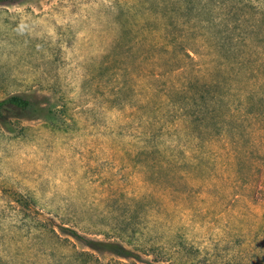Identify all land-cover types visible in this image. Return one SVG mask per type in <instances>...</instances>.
<instances>
[{"label": "rangeland", "instance_id": "374dc122", "mask_svg": "<svg viewBox=\"0 0 264 264\" xmlns=\"http://www.w3.org/2000/svg\"><path fill=\"white\" fill-rule=\"evenodd\" d=\"M161 1H0V100L43 106L0 121V264H264L260 193L223 195L264 172V24L242 21L211 46L200 0L189 13ZM187 16L197 60L176 71L161 32L180 33ZM197 80L230 87L235 111L253 117L228 124L238 148L197 105L193 127L175 117L178 86L207 96ZM143 140L156 149L144 154ZM121 229L138 247L114 237Z\"/></svg>", "mask_w": 264, "mask_h": 264}, {"label": "trees", "instance_id": "16d2710c", "mask_svg": "<svg viewBox=\"0 0 264 264\" xmlns=\"http://www.w3.org/2000/svg\"><path fill=\"white\" fill-rule=\"evenodd\" d=\"M2 1V0H0ZM170 0H162L161 5L166 6V3ZM174 2V4H173ZM172 4L176 10V8H180V10H186L189 13V10H192L194 1L193 0H172ZM229 4V6H227ZM202 12L207 13V17L203 20H200L201 22L199 26H203L205 30L207 31V40L213 41L214 44L210 42L211 46H219V44L223 45V42L225 39L232 40L234 38L233 34L239 28L240 22L244 21L245 23H248L252 30H255L256 26H260L264 24V0H200L199 6L197 7V15L201 14ZM236 13V17L234 18V14ZM218 19V21L216 20ZM191 17L187 16L185 19H183L182 27H184V30H182L178 34H174L173 36H169V32L166 31V28L164 27V32H161L162 36V43L168 44L172 43L176 46V50L174 53V57L176 59V65L174 67V70L180 71L181 68L187 65L189 66V63L195 62L197 59L193 57L192 51L189 50L187 45L184 43L187 39V34L189 32L192 33L193 41L195 42V32L196 29L194 26L195 23H190ZM234 19V20H233ZM222 25L221 30H213V26ZM236 34L239 36V32ZM244 39V38H242ZM160 41V43H161ZM221 47V46H219ZM227 50H231V47L228 46ZM243 58H239V60H236V63L238 64H244ZM196 83H200V86L203 88V90L207 91V96L203 95L201 98V103H197L196 95L194 93L185 95L182 91L181 87L175 88L176 93L181 92V97L179 99H183L181 103L178 102L177 104V114L175 117H178V120H183L184 122V129H188L189 126L193 127V124L197 123L199 120V114L191 111V107L193 105H197L199 109H202V115H204V118L213 120L215 123H217V133L218 135L227 134L228 130L232 131L231 140L233 141V145L235 146V149L238 148V137L233 134V128L232 126H228L230 122H240V124H243L245 121H251L253 117H250V115H245L248 113H244L243 111H235L236 106H232L229 101H233V99L229 98V93H231V88L226 87L224 90H222V86L220 84V81L218 80H208V81H202L199 80L196 81ZM190 87V86H189ZM223 101L225 104V109L223 110L221 108V102ZM233 108H232V107ZM43 106L40 105L36 100L25 97L20 94H12L4 99L0 100V121L2 123L7 124L9 121V113L10 111H15V114H11V116L16 117L18 114H31V113H38L43 108ZM252 111V110H247ZM258 118H261L264 116V111L259 112L256 114ZM255 116V120L258 121ZM252 124V123H251ZM216 125V124H215ZM254 127L257 128V125ZM212 136V133L209 134V138ZM144 145L142 146V151L144 154H148L149 152L154 151L156 148L153 144H148L146 140H143ZM225 145V143H224ZM238 152L240 150H237ZM237 152V153H238ZM231 170V169H230ZM232 176L236 177L237 179L240 178V175L236 170L233 169V171L230 173ZM252 173H249L248 176H245L241 179L243 183L242 188H239L238 185L228 186L226 190L223 192V195L225 197H229L234 201H252L256 200L257 193H260V202L264 203V172L260 176V181L257 183H254L255 180L252 178ZM235 188V190L233 189ZM166 189H169V185H167ZM126 229V228H123ZM121 229L117 233L114 234V237L119 238L122 240L125 244L130 245L131 247H138V244H135L131 238H128L124 234V230ZM122 241H118L114 247V252L122 257H125L130 250L125 248V246L122 244Z\"/></svg>", "mask_w": 264, "mask_h": 264}]
</instances>
